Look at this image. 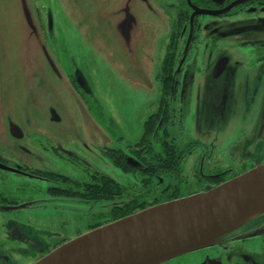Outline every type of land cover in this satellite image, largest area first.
Masks as SVG:
<instances>
[{
    "label": "rangeland",
    "instance_id": "374dc122",
    "mask_svg": "<svg viewBox=\"0 0 264 264\" xmlns=\"http://www.w3.org/2000/svg\"><path fill=\"white\" fill-rule=\"evenodd\" d=\"M28 2L45 44L47 42L46 46L56 59L54 61L61 67H59L61 73L65 76L67 74L69 81L70 78L74 80L73 77L79 73L84 76L88 86L84 91L76 82L74 83L75 88L81 93V96L74 93L77 102L71 92L67 95L58 87L60 80L55 75L52 76L45 66L30 65L21 55L18 59L14 58L15 67L10 66L17 72L16 80L21 79L18 73L22 74L21 83L30 85L34 74L48 75L56 92H53V98L48 97V102L47 94H43V102L33 109L29 119H22L26 104L11 102L17 95L1 96L0 107L24 127L26 131L24 137L18 138L21 144L31 146V141L27 139L29 136L36 138L37 141H45L40 134H47L54 140L59 139L63 146L74 150L75 161H63L50 150L38 151L34 147L33 152L38 154L36 158L34 155L24 154L25 151L8 147L1 139L0 149L10 157L25 161L35 168L59 169L81 177L86 172L85 166L89 164L92 168L125 183L129 179L103 155V148L105 146L125 148L127 144L134 145L143 132L144 121L156 112L160 97L158 74L170 35V14L167 9L173 10L168 5L171 2L178 3V0H145L149 7L140 0H28ZM50 13L53 21L51 32ZM19 18L16 0H0V48H5L6 52H15L19 45L18 36L12 35L13 33L9 31L15 29ZM201 19L207 22L210 17ZM143 32H148L145 34L147 40L142 36ZM205 39L196 42L189 54V57L195 59L193 62L195 66L191 65L193 77L189 81L191 86L185 101L174 103L176 92L172 85L167 96V106L165 104V109L167 108L169 113L165 116L164 112L159 118L177 119V110L174 107L184 108L183 135L179 137V130L175 129L172 132L170 129L175 137L172 142L178 144V137L182 146L194 138L203 143L209 142L203 140L205 137L210 139L207 132L214 129L208 126L211 121L208 103L212 94L209 86L212 83L210 75L214 76L211 66L218 52H227L233 60L247 63L252 61L256 53L248 48L240 49L230 38ZM212 52L213 59L210 63ZM3 62L0 57V63ZM6 62L10 64L9 56ZM213 82L219 83L221 78ZM10 83L12 82L9 77L5 84L8 86ZM21 83L20 90L15 92L26 97L27 86ZM224 93L217 91V95ZM47 104H53L63 116L60 122H48L44 111ZM154 119L156 118H151V123L147 125L149 140L153 132L150 128ZM245 120L226 122L227 127L220 133L222 139L217 143L220 150L213 154L214 160L218 157L222 162H228L226 156L222 155L223 149L230 146L232 138L238 140L241 135L233 132L241 127ZM4 121L0 109V137L5 134ZM251 123L252 119L249 120L248 128ZM5 136L12 137L10 134ZM248 140V137L243 139L233 148L234 152L239 154L241 162L256 161L259 155L255 150L246 148ZM186 162H193L192 157H188ZM229 163L232 164V161ZM233 166L237 167L234 163ZM6 184L20 191L23 196L24 194L35 196L37 200L34 208L23 210L14 216L20 223L31 226L39 238L51 245L58 243L62 238L69 240L76 238L79 232L88 230V225L94 220L91 214L94 216L99 211L97 206L90 209L89 205L81 202L47 195L48 184L36 179L7 175ZM24 185L25 190L19 188ZM4 221L5 219L1 220ZM21 248L23 247L18 250ZM12 254L17 264H33L37 258L36 255H27L20 251Z\"/></svg>",
    "mask_w": 264,
    "mask_h": 264
},
{
    "label": "flooded vegetation",
    "instance_id": "af4514ba",
    "mask_svg": "<svg viewBox=\"0 0 264 264\" xmlns=\"http://www.w3.org/2000/svg\"><path fill=\"white\" fill-rule=\"evenodd\" d=\"M237 1L239 0H192V3L201 9L220 12L227 10ZM186 2L187 0H178V3L171 2L168 5L173 8V10L167 9L170 14V35L158 74L160 91H162L161 75L164 73L162 63L173 37H178L179 50L174 72L177 64L180 69L175 78L174 72L172 74L176 92L174 103L175 101L184 102L187 97L191 86L189 81L193 77L191 65L195 66L193 63L195 59L189 57V54L193 45L196 42L199 43L202 38L204 40L205 38L212 40L230 38L240 49L248 48L256 52L250 63L233 60L227 52L222 53L219 50L212 62L213 52L211 53L212 71L221 59L224 68L222 74L216 79L217 81L221 78V82H212L209 85L212 94L208 103L211 111V121L208 126L214 129L207 132L210 139L205 137L203 140L209 142L203 143L198 138H194L182 146L178 137V144L175 141L172 142L175 137L170 129L172 132L175 129L179 130V137L183 135L182 122L185 112L182 106L174 107L177 110V119L153 120L151 128L154 127V129L150 134V140L147 139V125L151 121L146 119L143 123V132L134 145L127 144L125 148L112 146L103 148V155L129 179L125 183L92 168L89 164L85 166L86 172L81 177L59 169L35 168L25 161L10 157L0 149V264H17L12 254L17 251L36 255L35 261H37L69 240V238H62L54 245L48 244L38 237L31 226L18 221L14 215L34 208L37 199L31 194L23 196L20 191L7 186V175L45 182L48 184L47 195L81 202L89 205L90 209L97 206L99 211L94 216L91 214L92 218L94 217L93 222L88 225V230L78 233L81 235L145 208L201 192L207 187L220 185L255 165L253 160L241 162L239 154L234 152L233 148L247 137L257 140L259 148L264 147V0H248L217 15L200 14L195 16L192 22L193 9ZM144 4L149 7L148 3ZM144 4L142 6L147 8ZM187 13L188 19L182 21ZM201 17H210V19L203 22ZM52 28H49L50 32ZM147 33L143 32L142 36L145 38ZM188 41L189 45H187ZM48 50L53 57L49 48ZM76 74L78 78L75 77L74 82L70 80L71 85L75 88L76 82L80 88L86 89L83 78L79 73ZM224 88H227L230 93L217 95V91H224ZM78 93L81 95L79 91ZM157 108L158 111L161 108V93ZM165 111L168 115L169 111L163 110V113ZM229 119H232L230 122H235L237 119L246 120L233 132L241 135L238 140L232 138L230 146L223 149L222 155L226 156L228 161L224 163L218 157L214 160L213 154L219 149L217 143L219 139H222L220 133L227 127L226 124L230 123L227 122ZM250 119L252 123L248 128ZM40 136L44 137L45 141H37L30 136L27 138L31 141V146L21 144L15 138H11L8 145L34 157L38 155L33 152L35 147L38 151L50 150L63 161H75L74 150L63 146L59 139L54 140L47 134H40ZM188 157H192L193 162L187 163ZM229 161H232V164ZM233 163L237 167L233 166ZM19 188L25 190L26 185ZM2 219L5 221L1 222ZM20 247L23 248L18 250ZM161 264H264V215L227 234L214 245Z\"/></svg>",
    "mask_w": 264,
    "mask_h": 264
},
{
    "label": "water",
    "instance_id": "95a60500",
    "mask_svg": "<svg viewBox=\"0 0 264 264\" xmlns=\"http://www.w3.org/2000/svg\"><path fill=\"white\" fill-rule=\"evenodd\" d=\"M187 1L193 8L192 22L197 15L221 14L248 0L234 2L227 10L220 12L201 9L193 5L191 0ZM16 5L20 18L16 21L15 29L9 31L18 36L19 45L12 53L0 48V57L4 61L0 63V102L1 96L17 95L11 102L26 104L22 119H29L33 109L43 102V94H47L48 102V97L53 98V92H56L48 75L34 74L30 85L21 83L22 74L18 73L21 79L16 80L17 72L12 68L15 67L13 61L21 55L30 65L45 66L52 76L55 75L60 80L58 87L67 95L71 92L78 102L74 97L73 87L49 53L28 0H16ZM52 23L50 15V29ZM8 56L10 64L6 62ZM11 65L13 66L10 67ZM223 68L221 59L213 71L214 78L222 74ZM9 77L12 83L6 86ZM20 83L27 86L26 97L15 92L20 90ZM224 91V95L230 93L227 88ZM0 109L5 119V134L0 139L8 146L11 138L22 139L26 131L11 118L10 113H6L2 107ZM44 111L48 122H60L63 119L53 104H47ZM9 134L12 137L5 136ZM246 148L259 154L252 169L199 193L151 206L90 230L63 243L33 264H161L214 245L227 234L264 214V147L259 148V143L252 137L247 141ZM130 163L133 164L132 160Z\"/></svg>",
    "mask_w": 264,
    "mask_h": 264
},
{
    "label": "trees",
    "instance_id": "16d2710c",
    "mask_svg": "<svg viewBox=\"0 0 264 264\" xmlns=\"http://www.w3.org/2000/svg\"><path fill=\"white\" fill-rule=\"evenodd\" d=\"M186 7H187V5H186ZM187 9H188V7H187ZM187 19H188V13L185 17L182 18V21H184V20L186 21ZM178 44H179L178 43V37L174 36L172 39V43L168 46L167 55L163 61L164 73H162V75H161V82L163 84L162 93H161V108H160V111L158 113L151 115L149 119H151V118L159 119L162 115L163 110L165 109V104L167 106V96H168L169 92H171L172 85H174L173 80L171 83V79H174L172 74L174 72V66L176 63L177 55H178L177 54L178 50H179ZM166 115H167V111H165V116ZM153 129H154V127H152L150 129V131H153ZM263 215L264 214H262L260 216H263Z\"/></svg>",
    "mask_w": 264,
    "mask_h": 264
}]
</instances>
